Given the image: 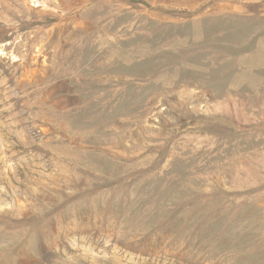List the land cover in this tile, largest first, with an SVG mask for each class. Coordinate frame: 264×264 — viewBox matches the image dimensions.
Masks as SVG:
<instances>
[{"label":"rangeland","instance_id":"obj_1","mask_svg":"<svg viewBox=\"0 0 264 264\" xmlns=\"http://www.w3.org/2000/svg\"><path fill=\"white\" fill-rule=\"evenodd\" d=\"M0 264H264V0H0Z\"/></svg>","mask_w":264,"mask_h":264}]
</instances>
